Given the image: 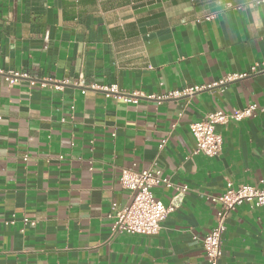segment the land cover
<instances>
[{
  "label": "crops",
  "instance_id": "obj_1",
  "mask_svg": "<svg viewBox=\"0 0 264 264\" xmlns=\"http://www.w3.org/2000/svg\"><path fill=\"white\" fill-rule=\"evenodd\" d=\"M256 1L0 0V264H207L211 197L229 180L264 187V111L218 124L215 157L193 154L191 125L264 106V72L161 104L90 86L158 95L250 72L264 62ZM152 166L173 184L153 188L165 204L188 187L179 206L158 234L113 232L112 204L131 200L122 170ZM221 262L264 264V205L230 212Z\"/></svg>",
  "mask_w": 264,
  "mask_h": 264
},
{
  "label": "built area",
  "instance_id": "obj_2",
  "mask_svg": "<svg viewBox=\"0 0 264 264\" xmlns=\"http://www.w3.org/2000/svg\"><path fill=\"white\" fill-rule=\"evenodd\" d=\"M264 0H257L260 3ZM264 62H256L251 66L250 72H231L218 81L211 84H196L182 89H173L163 94L145 92H121L117 84L98 87L91 85V88L102 89L107 96L121 98L126 102L139 103L142 99L155 100L158 104L168 99H178L181 97H191L195 93L215 86H223L226 83L240 79L253 73H263ZM22 78L36 82L28 72H11L7 79L10 83H15ZM69 79H64L55 87H62L68 84ZM46 83L43 82V85ZM257 111H264V106L253 102L242 109H234L231 112L218 110L208 113L202 120L191 125V131L195 139L193 154L203 153L210 157L219 156L223 149V137L217 132L218 124H225L231 121H240L246 117L254 115ZM166 140L162 142L163 147ZM121 184L131 192V200L126 205L112 204V211L108 217L111 220L112 230L115 233H130L141 235L158 234L163 221L168 214L179 206L186 189L184 186H176L177 193L172 198L170 204H165L156 198L153 188L158 185L167 187L173 186L170 179L164 176L163 169L152 166L144 170H134L124 168L120 176ZM211 201L219 204L216 214V224L203 237L202 243L205 250L207 264H222L223 257V234L227 229V218L231 211L245 203H250L256 207L264 205V187L253 184L235 185L228 181L224 192L211 197ZM25 221H29L27 218Z\"/></svg>",
  "mask_w": 264,
  "mask_h": 264
}]
</instances>
